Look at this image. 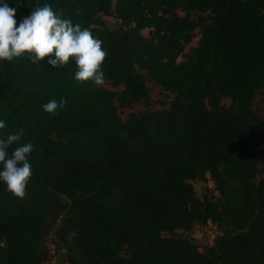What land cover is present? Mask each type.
Instances as JSON below:
<instances>
[{
  "label": "trees",
  "instance_id": "obj_1",
  "mask_svg": "<svg viewBox=\"0 0 264 264\" xmlns=\"http://www.w3.org/2000/svg\"><path fill=\"white\" fill-rule=\"evenodd\" d=\"M5 2L16 26L48 3L89 29L120 90L77 83L72 60L0 61V135L35 146L26 196L0 182V264H45L49 234L65 264H264V0ZM147 82L172 95L166 108H150ZM206 176L214 195L198 197ZM207 223L217 235L199 250L187 233Z\"/></svg>",
  "mask_w": 264,
  "mask_h": 264
},
{
  "label": "clouds",
  "instance_id": "obj_2",
  "mask_svg": "<svg viewBox=\"0 0 264 264\" xmlns=\"http://www.w3.org/2000/svg\"><path fill=\"white\" fill-rule=\"evenodd\" d=\"M16 11L17 8L9 7L5 0H0V61L14 64L27 59L39 64L47 57L49 65L65 67L72 60L76 69L74 81L91 82L96 88L104 85L102 65L108 53L102 47V41L95 38L89 29L62 18L48 3L37 6L18 26L14 18ZM67 103L64 97L53 98L41 108L54 117L67 107ZM6 128V121L0 119V130ZM23 135L22 129L5 131L0 135V182L6 184V190L19 199L27 194L32 178L29 157L35 148L30 142L19 143ZM14 145V150L10 151Z\"/></svg>",
  "mask_w": 264,
  "mask_h": 264
},
{
  "label": "rangeland",
  "instance_id": "obj_3",
  "mask_svg": "<svg viewBox=\"0 0 264 264\" xmlns=\"http://www.w3.org/2000/svg\"><path fill=\"white\" fill-rule=\"evenodd\" d=\"M103 21L108 28H112L115 26L117 20L112 16H103ZM142 35H146V30L141 31ZM196 42V37L192 40L190 44L185 47V50L190 47L194 46ZM104 88L113 90L118 92L120 87H112L110 84L106 83L103 85ZM147 87L149 88V99L151 102L150 108L152 110H160L166 108V106H161L160 104L156 103L157 101H168L172 98L171 94L165 93L161 91L156 85L152 82H147ZM222 103L228 105V100L223 99ZM144 108L140 104L133 105L130 109H123L118 108L117 112L121 120H125L127 113L129 112H140ZM254 111L264 120V90L259 91L255 95L254 104H253ZM262 159H263V167H264V147L262 151ZM192 186L195 190V194L198 197H202L204 195H214L213 184L209 180L208 176L205 177L203 181H195L192 182ZM187 235L191 236L196 243V246L199 250H202L203 247L207 245H211L214 236L217 235V231L211 224L207 223L203 226L193 225L191 228L190 233ZM46 248L48 250V260L45 264H65L63 261V250L61 248H56L53 241L51 240V234H49L45 239Z\"/></svg>",
  "mask_w": 264,
  "mask_h": 264
}]
</instances>
